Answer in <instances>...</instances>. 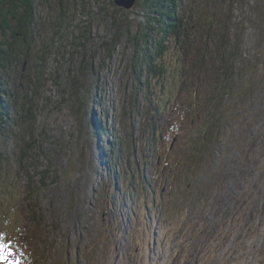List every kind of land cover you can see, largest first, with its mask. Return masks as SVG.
<instances>
[{
	"label": "rangeland",
	"instance_id": "obj_1",
	"mask_svg": "<svg viewBox=\"0 0 264 264\" xmlns=\"http://www.w3.org/2000/svg\"><path fill=\"white\" fill-rule=\"evenodd\" d=\"M148 1L136 0L129 9L118 5L116 0H56L60 8L54 6L50 10V1L38 6L40 20L36 21L34 39L28 47L23 46L31 55L26 63L22 56L19 57L20 65L18 62L16 68L18 72L23 67V80L26 81L32 73H37L36 63L41 69H45L43 63L46 64L47 71H39L45 79L42 87L37 85L27 90L29 96L35 97L33 105L23 109L19 106V113H28L34 120L14 121L9 111L0 122L3 154L0 188L5 186L6 191L0 199L5 208L0 214V228L6 223V229H0V238L5 241L0 240V249L7 245L4 254L0 253L4 258H13L20 264H264V84L254 94L261 117L254 106L248 107L252 86L247 97L240 98L236 106L238 109L242 103L246 107L248 128L259 135L256 143L261 144L260 167L253 163L246 177L244 164L230 159L229 167L216 176L213 183L211 178L216 170L207 181L202 171L203 181H198L196 200L189 202L190 194L182 198L177 191L179 181L173 183L164 171L170 155L162 159L160 165L154 161L158 153H164L176 143L175 132L174 136L169 133L174 137L173 143L167 140L155 144L151 153L146 143L148 128L140 122L130 127L129 122L140 114L134 106L142 96L138 82L146 77L141 68L147 69L144 61L149 57L153 67L162 64L163 72L166 69L170 72L166 71L169 75L166 84L151 82L147 95L153 102L148 108L153 110L155 96L171 108L185 71L183 68L182 74L177 76L175 66L196 58L195 49H185L182 38L186 31L195 30L196 25L186 20L179 21L175 33L169 28L158 30L154 24H162L165 20L156 19L157 15L149 11ZM207 1L211 4L207 5ZM161 2L160 7H163L164 0ZM254 6L255 0H174L171 5L173 14L181 19L192 12L198 25L207 28L217 43L228 30L229 39L235 41V48L244 61L252 58L254 47L261 41V26L257 23ZM218 9L221 15L216 19L214 13ZM222 24H230V28L221 30ZM69 34L73 37L70 46L66 38ZM37 36L42 40L61 38V48L57 45L63 58L59 66L53 55L47 62L33 56L39 49V44L35 43ZM158 42L163 46L162 56L157 59L155 45ZM154 74L157 79L161 78V72ZM192 84L196 85L197 80ZM90 88L99 100L98 105L89 101ZM196 112L200 113L201 108ZM115 114V122L123 129L124 139L139 148L134 149L129 160L121 154L118 140L114 142L115 147H111L114 153L111 161L117 165L121 157L129 163L128 170L103 166L107 155L103 159L102 152L99 157L93 148L96 137L92 136L95 126H91V121L93 125L97 115L105 128L107 121L114 124ZM256 115L257 131L254 127ZM186 119L191 118L187 115ZM245 123L246 120L243 128ZM10 126L11 133L6 130ZM110 136L113 135L107 131L101 137L108 139ZM27 144H31L27 149L30 153L27 150L23 153L31 161L19 154ZM171 154L169 163H176L179 157ZM151 171L160 172L158 179L150 175ZM148 183L161 194L166 188L174 194L166 200L167 216L163 214L160 222L163 228H158L155 245L150 238V230L155 229V215L144 220L143 213L138 211L137 195ZM131 193L134 194L132 204ZM125 194L131 205L125 204ZM204 195L207 202L200 200ZM175 205L183 207L191 220L180 222L181 216L176 211L172 213ZM166 222L171 223L168 228ZM151 235L157 234L152 232ZM0 264L9 263L1 260Z\"/></svg>",
	"mask_w": 264,
	"mask_h": 264
},
{
	"label": "trees",
	"instance_id": "obj_2",
	"mask_svg": "<svg viewBox=\"0 0 264 264\" xmlns=\"http://www.w3.org/2000/svg\"><path fill=\"white\" fill-rule=\"evenodd\" d=\"M45 1H50L48 3L49 10L54 6L57 9L61 6V4L58 6L56 0H0V122L5 119L3 116L7 115L9 111L14 121H19V119L24 120L25 118L34 120L33 116L28 113H19V106L23 109L26 105L27 108L33 105L32 102L35 101V97L29 96L27 90L28 88L32 89L33 86L37 87V85L42 87L45 79L39 71H47L46 64L43 63L45 69H41L39 64L36 63L34 68L37 73H32L26 81L23 80V67L18 72L16 68L18 62V66L20 65L21 59L19 57L22 56V60L26 63L27 58L31 55L30 50L26 51L23 46L28 47V45L32 44L35 26L38 24L36 21L37 19L38 21L40 20L37 16V8ZM173 1L164 0L163 7H160V3L162 4L161 0L148 1L151 7L149 11L157 15L156 19L165 20L162 23L163 26L159 22L154 25L158 27V30L169 28L170 32L175 33L179 21L185 22L186 20H190L192 23H195L196 29L186 31L182 41L185 49H195L196 52L193 51V54L196 58L178 62L175 66L174 72H177V76L182 74L181 70L183 68L185 69L181 80L178 79V82L180 80V84L178 90L175 92L176 100L172 102L175 112L169 109H167V112L164 111L167 108L165 103L155 96L156 103L153 104L154 107L150 111L151 115L149 118L154 120L155 118L162 117L161 124L164 129L171 127L169 131L172 132L171 135L173 136V130L176 129V132H179L178 149L176 150L174 147L176 143H174L172 146L174 149H170V147L166 148L164 153H158L159 155L154 158V161L157 165H160L162 159L170 155L165 161L164 171L171 180L178 178L177 181H179L182 188L177 191L180 192L182 198L190 194L192 199L188 201L193 202L197 199L195 192L199 188L198 181H203L202 171H205L203 177L207 181L212 176L213 170H216V174L211 178V183H213L229 167L230 159L234 163L244 164L243 175L246 177L250 175V166L253 163H256L260 167L261 144L256 143L259 141V135L251 132L248 128V119L246 117L248 110H246V107L242 103L238 109L236 106L240 98L245 99L247 97L252 86L248 107L254 106L259 117H261L260 105L256 102L254 94L260 91L261 85L264 84V0H255V17L258 25L261 26V32L259 33L261 41L254 47V54L251 58L252 62L251 59L244 61L240 57L235 48V41L229 39L230 33L228 30H225L223 33L222 41L217 43V39L207 28L198 25L192 12L183 19L175 16L171 7ZM210 4L211 2L207 1V5ZM144 6H148L147 3H144ZM249 9L253 13L252 6ZM214 14L216 19L220 18L221 13L219 9ZM167 16L171 17V19H167ZM165 23L167 24L165 25ZM79 25L74 26V31L78 29ZM224 28H230V24H222L220 26L221 30ZM207 34L209 35L208 37ZM36 38L38 40L35 43L39 44V49L33 56L47 62L49 56L53 55L54 60L59 66L63 59L62 54L57 51V45L59 47L61 38L58 36L51 37L50 40H42L38 36ZM66 38L68 46H70V43L72 45L73 37H71V34L67 35ZM8 42H11V44H8ZM24 42L27 44L23 45ZM12 44L13 46L11 47ZM155 46L156 57L158 59L162 56L163 45L158 42ZM184 48L182 47L183 50H185ZM35 62L37 61L35 60ZM144 64L147 69L141 68V72L145 73L146 77L143 82H138L139 93L142 96L140 97V101L137 100V103L142 102V97L145 99L148 97L147 90L144 87L150 86L153 80H156L161 85L169 81L168 73L170 71L166 69L168 73L166 71L163 72L162 64L153 67L150 57L144 61ZM246 68L247 72L245 74ZM160 72L161 78L157 79L154 73L158 74ZM194 74L196 77L193 78ZM136 80H138V77H136ZM194 80H197V84L192 86ZM89 92V99L91 100V96L93 97L94 93L91 88ZM151 102L153 101L151 100ZM144 105H146L145 102ZM200 108L201 112L197 113L196 111ZM179 111H181V114H178ZM164 113L165 117L163 116ZM174 113L177 114L175 115ZM187 115L191 119H186ZM173 116H176V120L173 119ZM143 117V115L139 114V118H132L131 127L133 123L138 122L139 119L142 120ZM244 120H246V123L243 128L242 124ZM6 121H8L7 118ZM254 127L257 131V115L254 119ZM6 130L11 133L12 127L10 126ZM156 130L157 126H153L146 136L148 151L151 153L154 152L155 144L162 143V141L166 142L167 140L173 143L174 140V137L171 138L170 135L162 139L160 135L155 134ZM224 142L226 143L225 147L222 146ZM30 145L27 144L19 152L28 161L31 160L23 151L27 150ZM133 148L135 149V144ZM171 153L179 157L176 163H169L172 158ZM85 155L87 157L88 153L85 152ZM1 157H3V154L0 151ZM157 177L158 175L155 176V179ZM150 186L148 188L146 185V192L144 191L137 195V199L140 200L141 206L145 205L152 209L155 215V223L160 224L165 213L166 200L167 198H172L174 194H171L170 188H166L164 194H161L158 192L159 189H155L152 183ZM161 189L163 188L161 187ZM165 194L168 195L164 197L163 195ZM4 195L5 192L2 186L0 188V199ZM200 200L207 202V197L204 195ZM176 205L172 213L176 211L181 216L179 218L180 222L187 223L191 220V217L187 216V211L183 207L179 208ZM189 209L193 210L190 206ZM1 213L2 208H0ZM169 224L171 225L170 222ZM165 227H169L167 222ZM160 228H163L162 225Z\"/></svg>",
	"mask_w": 264,
	"mask_h": 264
},
{
	"label": "bare ground",
	"instance_id": "obj_3",
	"mask_svg": "<svg viewBox=\"0 0 264 264\" xmlns=\"http://www.w3.org/2000/svg\"><path fill=\"white\" fill-rule=\"evenodd\" d=\"M93 88L96 91L95 87H93ZM93 88H91L92 91H93ZM148 88H149V86L148 87H144V89L147 90V94H148V91H149ZM93 93H94V96L93 97L91 96V100L89 99V101H91L93 103H96L98 105L99 104V100L97 99V97H95V92L94 91H93ZM160 100L163 102V100L161 98H160ZM144 102H145L146 105H144ZM141 103H142V105H141ZM141 103L139 102V103H137L134 106V108H136L137 111H140V115L142 116V114H141V112H142L143 113V116H144L142 118V120L139 119L138 122L142 123V126L144 124L150 131H151V128L153 126H157V130L155 131V134L160 135L162 139L165 138V137H167L169 135V133L171 132V131H169V129H171V127L167 128V129H164L163 128V126L161 124L162 117L161 118H157V119L155 118L154 120H151L149 118L150 115H151V112H150L151 109L148 108L149 104L151 105L150 97L148 96L146 99L142 97V102ZM167 109H169V110L174 109L173 103H172L171 108H167ZM164 111L167 112L168 110H164ZM165 113L163 114V116L165 115ZM116 114L113 116L114 124H110L109 121H107V124H106L105 128L103 126L104 124L101 122L103 120L98 121L99 119H98L97 115H95L96 118L94 117L93 125H92V121H91V126L92 127L95 126L94 129H93V132H92V136L96 137L95 144L93 145V148H94L95 151H97V154H98L99 157H100V152H102L103 159L107 155V158L108 159L106 160V162H104L102 164L103 166L109 167V165H110V166H113L114 168L115 167L116 168L117 167H119V168L121 167V170H123V167H124L125 169L128 170L129 164L126 163V162H124L123 160H121V157H119L120 159L117 161V165H115V162H112L111 161L112 155H114V153L111 152V147L112 146L115 147L114 142L117 141V140L120 143L121 154H123V155H125V157L129 158V160L132 159V157H133V150H134V148H133V145L134 144H131L128 139L127 140L124 139L123 129L121 127L119 128L118 125H117V123L115 122L114 117H116ZM174 114L176 115L177 113H174ZM178 114H181V111H179ZM92 118H93V115H92ZM138 118H139V115H138ZM171 120H173V119H171ZM174 120H176V118H174ZM135 123H133V126L135 125ZM108 124H109L110 128H109ZM172 124H173V122H172ZM129 126L131 127V120L129 122ZM102 128H104L105 130H103ZM107 131L109 132V134H112L113 136H110L108 139L102 138L101 136L102 135L105 136L107 134ZM173 131L175 132V139L177 140L174 147L177 150L178 147H179V138H180V135H179V132H176V129L173 130ZM134 138L136 140H138V136H135ZM171 138H173V137H171ZM100 139H103V142L105 144H101L100 142H102V141ZM107 146H110V148H108ZM174 147L170 146V149L171 148L174 149ZM93 148H92V151H93ZM135 148L136 149H139L136 144H135ZM86 152L88 153V149L86 150ZM90 153H91V151H90ZM92 159H93V157H92ZM98 160H99V164H101L99 158H98ZM120 163H121V166H120ZM123 173H125V172H123ZM171 176H173V175L171 174ZM177 180H178V178H176L172 182L173 183H177ZM117 181H118V179H117ZM110 186L111 187L113 186V183L112 182L110 183ZM148 193H149V191H148ZM123 196L126 198L125 204H130L129 203V197L126 194L123 195ZM2 220H4L3 217H1V221ZM2 224L5 225L6 223H2ZM154 225H155V228H160L161 227V225L160 224H157V223H154ZM168 225H170V224L168 223ZM0 229L1 230H4L6 228H0ZM15 229H17V228H15ZM152 232L158 234L157 233L158 232L157 229L152 230ZM1 235H2V233L0 232V237H1ZM0 240L2 242H5L2 238H0Z\"/></svg>",
	"mask_w": 264,
	"mask_h": 264
},
{
	"label": "water",
	"instance_id": "obj_4",
	"mask_svg": "<svg viewBox=\"0 0 264 264\" xmlns=\"http://www.w3.org/2000/svg\"><path fill=\"white\" fill-rule=\"evenodd\" d=\"M134 1L136 0H116V3L120 6L125 7L126 9H129L131 6L134 5Z\"/></svg>",
	"mask_w": 264,
	"mask_h": 264
},
{
	"label": "snow or ice",
	"instance_id": "obj_5",
	"mask_svg": "<svg viewBox=\"0 0 264 264\" xmlns=\"http://www.w3.org/2000/svg\"><path fill=\"white\" fill-rule=\"evenodd\" d=\"M0 251H2V249H0ZM0 259H4V257L2 255H0Z\"/></svg>",
	"mask_w": 264,
	"mask_h": 264
}]
</instances>
